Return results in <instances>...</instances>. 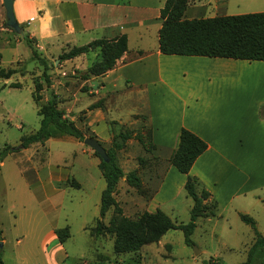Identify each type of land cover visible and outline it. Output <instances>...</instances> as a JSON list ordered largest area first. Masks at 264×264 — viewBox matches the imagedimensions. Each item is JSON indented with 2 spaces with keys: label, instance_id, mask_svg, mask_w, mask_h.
<instances>
[{
  "label": "crops",
  "instance_id": "1",
  "mask_svg": "<svg viewBox=\"0 0 264 264\" xmlns=\"http://www.w3.org/2000/svg\"><path fill=\"white\" fill-rule=\"evenodd\" d=\"M165 1L13 0V15L23 28V34L33 40L35 47L47 58L94 40L126 36L127 51L104 76L80 81L79 87L72 88L68 87L69 79H66V82L59 81L61 87L57 83L51 85L50 91L57 96L58 108L65 117L75 122L82 132L87 131L85 135L104 149L110 147L114 134L111 123L133 125L136 122L134 116L146 117L153 159L163 164L162 174L149 200L155 207L159 206V196L174 184L184 188L186 175L171 166L169 158L177 149L180 130L186 129L207 145L189 175L197 180L199 190L209 194L207 201L215 203L216 210L221 208L215 217L222 218L235 201L240 202L248 196L263 205L261 211L264 213V200L259 196L264 191V116L260 114V108L264 106V77L249 83L257 86H250L254 92L243 98L230 91L244 79L226 75L253 70L264 73V62L161 54L159 13ZM252 13H264V0H190L184 18ZM5 25L0 0V34L7 33ZM91 55L96 61V53L90 52L64 61L62 67H74L76 71L72 70V74L86 70L94 62H88ZM72 80V84L79 82L77 78ZM84 85H87L85 92L81 90ZM48 98L44 97V101ZM89 98L96 100L89 101ZM114 99L117 100L115 105ZM120 99L137 100L133 109L121 115L126 117L124 120L115 113ZM101 100L104 101L102 105L99 104ZM139 102L140 108H137ZM51 139L68 141L74 146L83 158L80 175L84 180L75 178L67 167L48 162L45 166V158H41L32 173L24 176L27 186L52 200L63 196L68 187L83 189L85 180L98 183L101 176L99 160L91 149H85L82 142L72 137L48 140ZM45 142L28 147L33 149L31 159L42 150L46 157ZM94 169L100 175L94 173ZM155 170L157 168L150 171L149 184L157 177ZM71 175L74 178L70 179ZM236 212L249 216L242 208ZM252 217L259 226L257 216ZM83 229L88 231L86 224ZM56 230L49 231L44 242L57 241ZM61 245L59 243L57 249L63 252Z\"/></svg>",
  "mask_w": 264,
  "mask_h": 264
},
{
  "label": "rangeland",
  "instance_id": "2",
  "mask_svg": "<svg viewBox=\"0 0 264 264\" xmlns=\"http://www.w3.org/2000/svg\"><path fill=\"white\" fill-rule=\"evenodd\" d=\"M32 47L36 51L35 56H32L31 48L24 36H17L9 28L7 33L0 34V69L11 68L19 71L8 80H0V161L3 162L0 166V264L243 263L254 241V231L240 220L237 209L246 210L250 218L257 216L259 226L255 225L256 230L264 237V213L261 211L263 205L250 196L240 202L235 201L222 218L215 217L216 211L217 213L221 211L218 207V210H214L213 216L207 217L210 218L208 221L207 218L197 220L196 228L190 237L193 245L188 246L184 243L181 231L170 230L156 244L143 246L136 253L115 255L112 237L94 238L89 231L99 219L100 198L105 188L101 176L98 183L85 180L83 189L68 187L63 196L52 200L45 199L26 185L24 176L27 177L32 173V168L40 164L41 158H45V166L48 162L53 166L67 167L75 178L84 180L80 175L83 158L76 153V149L68 141L51 139L45 142L46 157L42 150L41 154L31 159L33 149H19L21 138L39 129L40 117L37 115V107L45 102L44 97L51 95L50 87L45 88L42 91V100L36 105L31 96L33 81L35 79L40 81L41 75L46 72L50 86L57 83L56 85L61 87L59 81L66 82V79H69L68 87H79L80 81H83L82 75L87 70L72 74V70L76 71L75 68L62 67L63 62L58 60L60 54L52 55L50 58L44 57L45 53L35 47L33 40ZM90 57L88 62L91 63L95 59L93 55ZM43 62L48 63L47 70ZM226 75L244 79L233 91H230L236 96L243 95V98L254 92L250 86H257L249 83L264 77L262 71L254 70L226 73ZM76 78L79 82L72 84L71 82L74 81L72 79ZM11 83H19L20 88H10ZM86 87L87 85H84L81 90L85 92ZM91 100L96 98H89V101ZM134 101L119 100V108L115 113L122 118L121 120L126 118L121 115L135 107ZM99 102L102 105L104 101ZM116 102V99L112 100L113 105ZM137 108H140V102ZM145 118L144 115L134 116L136 122L133 125L114 124V133L132 134V138L125 143L124 148L117 152V164L124 175L136 170L141 180L139 190L130 187L125 182V177L119 180L114 194L115 201L122 215L129 219H135L143 212L152 213L160 210L176 224H186L190 220L189 210L192 201L183 187L174 184L171 189L159 196L158 207L149 201L162 174L163 164L153 159ZM84 134L88 132L85 131ZM136 135L143 137L145 145H141L136 140ZM6 147L17 151L3 155ZM84 148L90 150L87 146ZM139 160H142L140 164ZM155 168H157L155 170L157 177L149 184L150 171ZM22 172L25 174L23 175ZM94 173L100 175L95 169ZM72 178L74 177L71 175L70 179ZM259 196L264 200V191ZM207 204L211 202L207 201ZM112 216L113 209H110L102 222L107 225ZM85 224L88 231L83 229ZM66 227L69 237L61 245L63 252L57 249L58 240L44 242V237L49 231ZM62 253L66 255L63 256Z\"/></svg>",
  "mask_w": 264,
  "mask_h": 264
},
{
  "label": "trees",
  "instance_id": "3",
  "mask_svg": "<svg viewBox=\"0 0 264 264\" xmlns=\"http://www.w3.org/2000/svg\"><path fill=\"white\" fill-rule=\"evenodd\" d=\"M189 2L190 0H166L164 7L160 10L159 18L162 24L158 32V46L161 54L264 62V13L187 20L184 18V12ZM22 36L31 48L32 56H35L36 51L32 47V40L25 34ZM126 51L127 38L122 35L111 40L98 39L87 45L72 47L62 52L58 60L64 62L90 52L96 53V61L82 75V79L87 80L91 77L104 76L114 68L117 60ZM43 63L47 70L48 63ZM17 73H19L17 69L1 68L0 80H8ZM9 87L19 89L20 84L11 83ZM49 87L50 79L46 72L41 75L40 81L36 79L33 81L31 96L36 105L42 100V91ZM58 104L57 96L51 94L46 102L38 105L39 129L22 137L19 149H26L32 144L44 143L50 138L63 136L72 137L83 143L88 136L76 126L75 122L65 117L64 112L58 108ZM260 114L264 116V106H261ZM114 124L111 123V125ZM131 138L132 134L126 132L113 134L110 147L105 149L109 158L108 162L102 161L93 152V156L99 160L98 169L105 182V188L100 198L99 219L96 225L89 229L90 235L94 238L112 237L115 255L136 253L143 246L156 244L170 230L181 231L184 243L188 246L193 245L190 237L196 228L197 220L213 216L216 210L215 203L207 204L209 194L202 189L198 191L197 180L189 175L196 159L207 149L206 143L186 129H181L177 149L169 158L170 165L179 173L186 175L184 190L192 201L189 222L176 224L160 210L153 213L143 212L135 219L122 215L114 198L119 180L125 177V182L130 187L138 190L140 188L137 171L124 175L117 164V152L121 151ZM135 138L141 145H145L142 136L136 135ZM13 151L17 149L11 150L6 147L2 154L7 155ZM140 162L142 160H139V164ZM110 209H113V216L105 225L102 220ZM239 216L240 220L254 231V241L247 251L246 260L240 264H264V237L257 232L255 222L249 216L242 214ZM55 235L58 242L62 244L69 237L68 228L56 230Z\"/></svg>",
  "mask_w": 264,
  "mask_h": 264
},
{
  "label": "water",
  "instance_id": "4",
  "mask_svg": "<svg viewBox=\"0 0 264 264\" xmlns=\"http://www.w3.org/2000/svg\"><path fill=\"white\" fill-rule=\"evenodd\" d=\"M5 12L6 27L12 30L17 36L23 35V28L16 22L13 15V0H1ZM83 144L89 147L104 162H108L106 150L94 139L86 137Z\"/></svg>",
  "mask_w": 264,
  "mask_h": 264
}]
</instances>
